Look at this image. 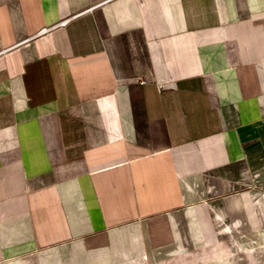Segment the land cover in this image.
<instances>
[{
	"label": "crops",
	"instance_id": "1",
	"mask_svg": "<svg viewBox=\"0 0 264 264\" xmlns=\"http://www.w3.org/2000/svg\"><path fill=\"white\" fill-rule=\"evenodd\" d=\"M263 247L264 0H0V264Z\"/></svg>",
	"mask_w": 264,
	"mask_h": 264
},
{
	"label": "rangeland",
	"instance_id": "2",
	"mask_svg": "<svg viewBox=\"0 0 264 264\" xmlns=\"http://www.w3.org/2000/svg\"><path fill=\"white\" fill-rule=\"evenodd\" d=\"M225 255L232 261H236L235 264H264V247L259 249L258 252L248 249L238 250H217L212 253H202L195 255L197 260L193 262L192 255H186L184 260L180 261V264H211L212 259L216 256Z\"/></svg>",
	"mask_w": 264,
	"mask_h": 264
},
{
	"label": "bare ground",
	"instance_id": "3",
	"mask_svg": "<svg viewBox=\"0 0 264 264\" xmlns=\"http://www.w3.org/2000/svg\"><path fill=\"white\" fill-rule=\"evenodd\" d=\"M236 261H232L225 255L216 256L212 259L211 264H235Z\"/></svg>",
	"mask_w": 264,
	"mask_h": 264
},
{
	"label": "built area",
	"instance_id": "4",
	"mask_svg": "<svg viewBox=\"0 0 264 264\" xmlns=\"http://www.w3.org/2000/svg\"><path fill=\"white\" fill-rule=\"evenodd\" d=\"M65 22H67V20L66 21H62V24H64ZM45 30H47V29H45Z\"/></svg>",
	"mask_w": 264,
	"mask_h": 264
}]
</instances>
